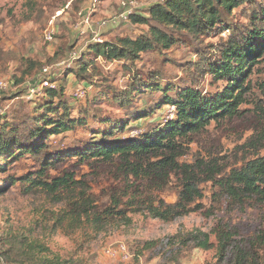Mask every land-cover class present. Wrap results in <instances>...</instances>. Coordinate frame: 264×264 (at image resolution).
Segmentation results:
<instances>
[{"label":"rangeland","instance_id":"rangeland-1","mask_svg":"<svg viewBox=\"0 0 264 264\" xmlns=\"http://www.w3.org/2000/svg\"><path fill=\"white\" fill-rule=\"evenodd\" d=\"M163 2L0 0V127L20 128L29 117L33 118L36 105L44 101V91L40 90L43 79L63 90L70 119L74 120L72 130L49 137L46 141L49 148L41 163H36L29 154L20 155L17 149L10 151L16 157L5 155L0 159L1 264H10L28 244L35 254L68 264H214L217 250L213 230L217 225L236 228L243 238L264 229V205L256 201H248L243 210L229 212L222 200L219 209H212L210 183L202 185L203 199L193 212L171 222L154 219L147 207L157 206L158 200L174 204L173 194L158 191L145 180L126 174L117 158L107 162L82 153L92 146L94 137L108 130L109 126L101 121L114 127L128 123L115 138L138 135L171 115L173 108L162 105L167 96L173 98L187 85L213 95L226 86L227 82L208 74L198 81V87L186 81L187 74L175 65L185 68L197 57L184 37L176 36L180 43L168 51L139 54L133 65L104 60L89 52L94 45L149 36L150 28L154 27L172 34L155 21L148 20L143 25L128 19L129 15L148 19L147 10ZM245 8L232 11L227 17L230 25L245 22L241 15ZM103 22L106 24L102 25ZM49 29L54 31L50 42L45 39ZM230 34L229 29L214 31L204 36L203 42L218 44ZM81 57L92 63L88 82L68 74L75 70ZM23 60L36 62L37 68L22 78ZM137 75L144 82H157L165 92H145L138 87L129 107L122 109L113 97ZM83 86L84 97L76 99L75 91ZM243 86L235 113L211 121L202 131L188 134L183 141L181 163L204 160L223 177L264 157V56L251 67ZM146 111L150 113L147 118L133 122V113ZM41 112H36V116ZM61 178L71 179L73 184L53 194L30 184L34 179L49 183ZM169 182L176 184L174 177ZM112 189L122 192L125 219H115L109 196ZM77 208L81 211L77 212ZM197 233L207 234L213 244L211 250L195 247L191 238ZM118 245L126 247L128 259L122 261L105 255Z\"/></svg>","mask_w":264,"mask_h":264},{"label":"trees","instance_id":"trees-1","mask_svg":"<svg viewBox=\"0 0 264 264\" xmlns=\"http://www.w3.org/2000/svg\"><path fill=\"white\" fill-rule=\"evenodd\" d=\"M243 6L246 8L241 15L245 22L230 25L227 17L233 10ZM147 11L148 19L137 15H129L128 19L134 24L143 25L148 20L155 21L172 34L154 27L150 28L149 36L135 40L122 38L116 43L94 45L89 52L104 60L133 65L139 59V54L153 50L168 51L180 43L181 40L176 36L184 37L194 47L197 57L195 62L185 68L175 65L187 74L186 81L198 87V81L208 74L215 80L227 82L226 86L213 95L203 94L199 89L187 85L176 92L173 98L165 96L162 105L173 108L171 115L150 130H141L138 135L115 138L116 133L124 132L128 123L114 127L110 122L101 121L109 126L108 130L94 137L95 142L82 152L83 155L107 162L117 158L126 174L137 180H145L158 191L173 194L174 204L168 205L158 200L157 206L150 204L147 207L149 214L159 221L171 222L193 212L203 199L202 185L206 183L211 185L210 207L214 210L220 208L222 200L229 212L243 210L248 201L264 205V157L247 162L223 177L213 166H207L204 160L194 164L179 161L183 141L188 134L202 131L211 121L237 111L247 75L251 67L264 56V0H165ZM225 29L231 31L227 40L214 45L204 44V36ZM76 63L75 70L68 74L73 73L79 80L88 82L92 63L83 57ZM34 68H37L36 62L23 60L20 76L26 77ZM138 87L145 89V92H165L157 82H144L137 75L126 89L113 97L115 104L122 109L128 108L133 92ZM42 91L44 101L35 107L36 112L42 111L41 114L36 116L35 112L33 118L29 117L28 122L20 128L0 127V159L5 155L8 158L16 157L15 154L10 155V151L17 149V152L22 153L20 155L29 154L36 163H41L49 148L46 144L49 137L73 129L74 120L70 119V107L64 100L63 90L55 87ZM100 95L103 99L104 95ZM149 114V111L133 113V122L145 119ZM170 177H174L176 184H170ZM30 184L53 194L60 189H69L73 182L67 178L54 179L49 183L34 179ZM121 194L120 190H110L111 209L116 220L125 219ZM78 204L73 205L79 207ZM80 208H77V212L81 211ZM213 233L217 250L214 264H264V229L255 231L248 238L240 237L236 228L223 225H217ZM191 240L195 242L196 248L204 251L213 248L207 234L197 233ZM17 255V258L14 256L9 261L10 264H68L63 260L35 254L29 244Z\"/></svg>","mask_w":264,"mask_h":264},{"label":"built area","instance_id":"built-area-1","mask_svg":"<svg viewBox=\"0 0 264 264\" xmlns=\"http://www.w3.org/2000/svg\"><path fill=\"white\" fill-rule=\"evenodd\" d=\"M106 23L103 22L102 25H105ZM53 29H49L46 31V34H45V39L47 41H52V37H53ZM43 73H46L45 70H43ZM40 90L42 89H45V88H52L54 89L55 86L50 83L48 80L46 79H43L41 81V84H40ZM85 92L86 90L82 87L81 89H78L75 91L74 93V97L76 99H79V98H83L84 95H85ZM105 255L108 257V258H112V259H119V260H126L129 258V255H128V252L126 250V247L124 245H118L116 248L114 249H108L106 252H105Z\"/></svg>","mask_w":264,"mask_h":264}]
</instances>
